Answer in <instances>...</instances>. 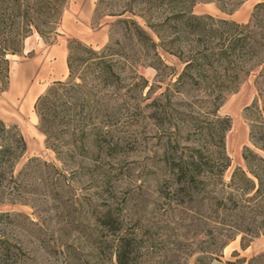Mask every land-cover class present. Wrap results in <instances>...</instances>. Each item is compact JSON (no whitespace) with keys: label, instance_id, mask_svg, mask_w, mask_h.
<instances>
[{"label":"rangeland","instance_id":"374dc122","mask_svg":"<svg viewBox=\"0 0 264 264\" xmlns=\"http://www.w3.org/2000/svg\"><path fill=\"white\" fill-rule=\"evenodd\" d=\"M23 1L30 7V23H37L44 36L31 24L20 53L6 57L8 84L0 94V120L17 124L26 140V153L15 172L30 158L39 161L30 165L20 201L0 205L9 212L0 218V237L19 247L11 264H117L118 237L126 233L146 242L140 264H196L206 254L202 247L215 249L222 243L220 252L205 262L247 261L264 253V234L245 249L240 247L241 233L226 239L232 235L228 226L239 216L247 223L250 214L209 212L210 197L231 191L222 184L230 181L235 167L245 170L244 149L264 156L250 140L251 133L264 129V47L240 66L215 107L213 93L224 66L209 68L216 81L194 80L191 72L174 85L184 68L181 56L194 42L186 32L177 34L172 19L189 6L192 14L203 17L205 27L218 30L211 46L216 49L222 33L216 20L247 24L260 0ZM234 5L231 13L219 9ZM11 14L7 10L0 16V41H10L17 28L18 18ZM128 18L151 35L157 55L127 35L120 20ZM146 21L162 35L164 46ZM248 30L260 33L254 26ZM229 33L238 32L231 28L224 35ZM77 42L99 53L106 46L113 49L109 82L99 77L98 66L87 69L89 55L80 51L75 52V75L69 80L64 56L67 45L76 47ZM56 81L70 83L61 87ZM50 86L54 91L40 107L42 121H51L47 142L34 104ZM225 117L230 121L224 142L231 165L222 183H209L182 202L174 184L175 163L194 148L212 151L209 123Z\"/></svg>","mask_w":264,"mask_h":264},{"label":"trees","instance_id":"16d2710c","mask_svg":"<svg viewBox=\"0 0 264 264\" xmlns=\"http://www.w3.org/2000/svg\"><path fill=\"white\" fill-rule=\"evenodd\" d=\"M52 1L53 4H61V0ZM236 6H232L231 9L219 6V9L223 12L231 13ZM29 8L27 4H24L23 0H0V16L9 10L12 12L14 19L18 18V21L15 19L17 28L12 30V39L10 41L8 39L0 41V94L6 90L8 84L9 63L6 57L20 53L22 40L31 31L29 26L33 24L39 35L44 36V32L37 23H30L31 21H29L28 17ZM254 9L251 22L247 24H238L224 19L216 20L222 30L219 39L220 43L216 49L211 46L218 30L213 29L212 26L205 27L202 16L192 14L190 7L187 5L173 13L172 19L178 28L177 34L180 35L186 32L193 37L191 41L194 42L192 49L187 55L181 56L184 68L178 75L174 85H178L185 78L192 76L191 72L194 74L191 78L194 80L197 78L216 81V75L208 74L209 68L215 69L217 65L224 66L226 69H224V75L218 85V91L214 90L215 93H213L212 103L217 107L220 103L218 99L223 92V87L227 88L230 86L237 78L240 66L251 56H256L264 47V0H260ZM207 18L214 21L210 16ZM11 23L14 24L13 19ZM120 23L124 25L127 35L142 41L157 55L156 48L158 44L134 19H123L120 20ZM146 25L155 32L161 40L160 44L164 46V38L156 27L150 24L149 21H146ZM252 26L259 29L260 33H258V36L248 30ZM231 28L238 33L236 35L231 33L224 35ZM178 39L179 37L170 41V43ZM76 45V47H72L70 43L67 45L66 65L69 72V80H72L75 75L74 63L78 60L75 52L80 51L89 55L87 58L89 61L86 60L85 62L87 69L98 66L100 68L99 77L104 83L109 82L115 65L111 59L114 54L112 53L113 49L110 46H106L99 53L79 42ZM231 67H234L232 70L236 68L233 73H229ZM214 74L217 73L215 72ZM69 83V81H56L55 86L65 87ZM73 84V86H78V84ZM53 91L54 86L48 87L44 94L37 97L34 104L35 112L39 119V129L46 136L47 142L52 135L50 132L52 130L51 121H42L40 107ZM261 122H263L262 126L264 127V121ZM210 126L211 139L209 144L213 147V150L206 154L202 149L194 148L185 158H179L173 167L174 184L177 186L182 202H184L185 196L192 198L194 194L205 189L209 183L213 185L222 183V176L231 165L230 158L225 152L224 142L225 133L230 129L229 119L226 117L217 118V121L209 123ZM250 140L257 149L264 153V129L257 135L251 133ZM26 150V140L19 126L15 123L7 125L0 120V205L4 203L13 204L18 200L20 201V197L25 192L26 183L24 179L29 175L30 165L39 161L37 157L30 158L26 166L15 172L16 166L26 153ZM242 158L245 170L242 167H235L230 181L227 184H222L231 191L221 198L210 197L209 212L213 214L221 211L223 213L238 214L237 216L250 214L251 217L247 223H244L245 219L241 216L236 221H233L228 226L232 235H226V239H233L236 233H241L240 247L245 249L254 238L264 234V156L246 147L242 153ZM7 215H9L8 211L0 210V218ZM212 228H209L207 232L210 235L209 237L214 239L215 235ZM145 244L146 242L138 238L135 233L120 235L115 249L116 263L140 264L141 249L146 246ZM222 247L223 243L215 249L202 247L200 251L206 254L199 256L196 259V264H208L205 260L212 259L213 255L218 254ZM14 249L19 250V247L0 237V264H11L14 262L11 261V256L15 255ZM233 255L238 256L239 254L234 251ZM245 262L246 264H264V253L253 255L247 261L245 258L235 261L228 260L226 264H245Z\"/></svg>","mask_w":264,"mask_h":264},{"label":"crops","instance_id":"0c3cea01","mask_svg":"<svg viewBox=\"0 0 264 264\" xmlns=\"http://www.w3.org/2000/svg\"><path fill=\"white\" fill-rule=\"evenodd\" d=\"M67 54V53H66ZM67 56V55H66ZM64 63H65V65H66V57L64 56ZM66 70H67V65H66ZM56 80H58V79H56Z\"/></svg>","mask_w":264,"mask_h":264},{"label":"bare ground","instance_id":"6f19581e","mask_svg":"<svg viewBox=\"0 0 264 264\" xmlns=\"http://www.w3.org/2000/svg\"><path fill=\"white\" fill-rule=\"evenodd\" d=\"M30 100V99H29ZM228 249V247L225 249V250H227Z\"/></svg>","mask_w":264,"mask_h":264}]
</instances>
